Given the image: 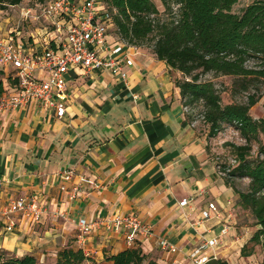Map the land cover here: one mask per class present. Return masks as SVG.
<instances>
[{
    "label": "crops",
    "instance_id": "1",
    "mask_svg": "<svg viewBox=\"0 0 264 264\" xmlns=\"http://www.w3.org/2000/svg\"><path fill=\"white\" fill-rule=\"evenodd\" d=\"M11 6L22 11L30 5ZM43 26L42 37L31 33L36 46L55 45L59 33L47 21ZM108 39L122 43L133 60L126 80L109 69L74 67L66 75L64 116L38 101L0 114V250L58 264L62 249L81 247L88 257L81 264H113L107 256L140 246L160 264H197L191 251L228 226L201 255L210 256L207 262L258 264L263 252L259 260L261 247L252 237L259 226L234 187L246 189L249 178L228 181L221 173L216 140L176 83L182 73L150 48L122 41L114 29ZM13 73L0 62V94L12 86ZM69 167L76 170L72 180L58 175ZM73 183H81L75 198L62 189ZM19 197H36L47 210L40 222L13 214L8 230L5 209ZM210 202L217 211L204 217ZM117 213H136L152 235L129 245L123 232L99 223L83 245L78 242L80 218L107 220ZM161 237L178 250L163 249Z\"/></svg>",
    "mask_w": 264,
    "mask_h": 264
},
{
    "label": "trees",
    "instance_id": "2",
    "mask_svg": "<svg viewBox=\"0 0 264 264\" xmlns=\"http://www.w3.org/2000/svg\"><path fill=\"white\" fill-rule=\"evenodd\" d=\"M113 14L114 31L130 45L150 48L158 58L182 73L176 79L186 105L196 108L209 124L208 135L215 137L226 126L240 130L245 143L228 144L235 164H222L228 181L249 178L246 189H235L241 205L249 209L259 227L252 241L259 244L264 264V143L253 156V141L264 131V118H255L251 107L259 99L251 93L264 82V0H251L240 11L239 0H105ZM23 0H0V8ZM232 77L236 91H246L247 100L223 103L221 88L213 78ZM256 90V92H257ZM88 257L83 249L66 247L59 252L58 264H81ZM113 264H160L140 246H132L107 256ZM0 264H40L33 254L16 256L0 250ZM206 264H227L213 259Z\"/></svg>",
    "mask_w": 264,
    "mask_h": 264
},
{
    "label": "built area",
    "instance_id": "3",
    "mask_svg": "<svg viewBox=\"0 0 264 264\" xmlns=\"http://www.w3.org/2000/svg\"><path fill=\"white\" fill-rule=\"evenodd\" d=\"M21 14L25 18H42L47 21V25H52L59 37L55 45L48 44L44 47L36 46L33 35L25 38L20 29L0 37V62L14 70L12 86L0 94V114L38 101L53 108L57 116H64L67 112L66 75L74 67L90 70L109 69L127 79V67L133 64V60L123 52L122 43H111L108 39L114 29V21L112 11L105 0H44L35 6L23 7ZM186 108L190 109L189 106ZM219 168L221 173L226 175L220 165ZM75 174L76 170L72 167L58 172V175L66 180H72ZM80 187L81 183H73L69 188L63 185L62 189H68L70 197L75 198ZM187 202V199H183L180 203L185 205ZM46 210V206L40 204L36 197L11 199L5 209L9 217L7 229L13 230L15 226L13 214L40 222ZM211 210L217 211L214 202L209 203V209L203 211V216L209 217ZM60 215L66 214L60 212ZM99 223H103L108 229L123 232L129 245L153 233L149 224L136 213H117L107 220L88 221L86 218H80L77 224L78 242L81 245ZM227 233L228 226H224L219 236L203 237L201 244L191 251V258L197 264L207 262L210 256L201 255L202 250L217 245L219 237ZM159 245L173 252L178 250L167 238L161 237Z\"/></svg>",
    "mask_w": 264,
    "mask_h": 264
},
{
    "label": "rangeland",
    "instance_id": "4",
    "mask_svg": "<svg viewBox=\"0 0 264 264\" xmlns=\"http://www.w3.org/2000/svg\"><path fill=\"white\" fill-rule=\"evenodd\" d=\"M44 0H23V2H27L29 5H35L36 3L43 2ZM160 9L163 10V5L159 0H155ZM251 0H239L234 6V11H240L247 3H249ZM34 17H28L25 18L21 14V9L13 6H9L6 9L0 8V35L8 34L9 32L13 30H22L23 35L25 38H29L31 36V33L36 34L40 37L44 34L43 24H46V21L41 19H37ZM48 44H45L47 46ZM209 78H213L218 86L221 88V94H222V100L223 103H229L232 101H245L247 100V94L246 91H236L232 87V77L230 76H218L214 77L212 74L207 75ZM258 90L256 87H251L250 91L251 93H257L259 96L258 101L256 104H254L250 112L255 118H264V82L258 83ZM257 90V92H256ZM202 105L199 104L196 108H193L194 115L200 119L203 125L209 129V124L204 120V117L201 113ZM214 140H216L215 146L217 147L218 153H216L219 158L218 161H220L223 165L229 164V163H236L234 161L235 155L233 153L232 147L228 144L231 143H237V144H243L245 143V139L241 136L240 130L237 129L234 126H226L221 132L218 133L217 136L212 137ZM259 142L264 143V131H261L259 133L258 140L253 141V156H256ZM244 179V178H243ZM242 179V180H243ZM247 180V178H245ZM244 179V180H245ZM261 249L258 248V251L256 252V257L260 260V251ZM255 264V263H253Z\"/></svg>",
    "mask_w": 264,
    "mask_h": 264
}]
</instances>
